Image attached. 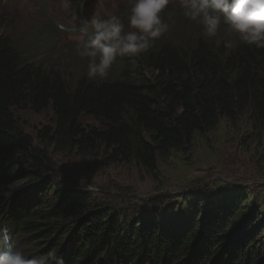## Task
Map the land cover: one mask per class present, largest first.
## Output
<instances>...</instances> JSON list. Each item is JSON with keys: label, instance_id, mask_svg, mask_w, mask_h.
Segmentation results:
<instances>
[{"label": "trees", "instance_id": "1", "mask_svg": "<svg viewBox=\"0 0 264 264\" xmlns=\"http://www.w3.org/2000/svg\"><path fill=\"white\" fill-rule=\"evenodd\" d=\"M181 17L147 54L117 57L107 81L84 74L74 86L0 32V229L25 254L56 249L63 264H264V204L235 189L165 192L123 217L53 176L48 150L157 173L221 118L264 131V49L215 46ZM24 109L52 111L37 142L19 126Z\"/></svg>", "mask_w": 264, "mask_h": 264}, {"label": "rangeland", "instance_id": "2", "mask_svg": "<svg viewBox=\"0 0 264 264\" xmlns=\"http://www.w3.org/2000/svg\"><path fill=\"white\" fill-rule=\"evenodd\" d=\"M85 3L89 6L84 7ZM128 3L130 0H73L71 12L65 13L61 0H0V32L9 36L26 56L42 61L44 69L53 70L61 80L74 86L87 72V58H81L76 51L77 43L85 38L79 31L82 22L93 16L106 19L117 15L127 25ZM161 15L169 25H176L174 20L178 25L183 14L177 0H172ZM191 22L187 19V28ZM58 23L74 30H61ZM193 24L201 34L200 26ZM229 38L222 26L217 37L204 39L219 46ZM16 116L19 126L35 142L36 130L53 117L50 109L40 114L24 109ZM82 122L95 123L87 117ZM48 151L53 176L61 185H72L71 190L79 195L92 194L98 203L115 210L114 215L130 217L141 212V204L156 195L179 194L186 189L199 191L202 185L211 190L235 189L242 196L264 204V131L250 126L244 118L237 122L221 118L212 131L196 137L186 151L161 159L157 173L146 171L134 161H108L76 151ZM169 216L172 227L182 226L175 211L169 210ZM0 227H5L4 220L0 221ZM46 247L41 243L37 249ZM39 254L38 251L26 253L28 256Z\"/></svg>", "mask_w": 264, "mask_h": 264}, {"label": "clouds", "instance_id": "3", "mask_svg": "<svg viewBox=\"0 0 264 264\" xmlns=\"http://www.w3.org/2000/svg\"><path fill=\"white\" fill-rule=\"evenodd\" d=\"M172 0H130L127 25L117 15L106 19L93 16L82 22L79 31L84 39L76 51L87 58L86 76L90 81H107L117 57L139 58L170 28L162 13ZM185 18L201 28V35L211 40L222 26L232 39L225 47L233 50L240 43L264 49V0H177ZM73 0H61L65 13L72 10ZM61 30H74L58 23ZM89 29L91 31L89 32ZM0 264H63L56 249L39 255H26L6 229H0Z\"/></svg>", "mask_w": 264, "mask_h": 264}, {"label": "water", "instance_id": "4", "mask_svg": "<svg viewBox=\"0 0 264 264\" xmlns=\"http://www.w3.org/2000/svg\"><path fill=\"white\" fill-rule=\"evenodd\" d=\"M87 6H89V3H85V4H84V7H87Z\"/></svg>", "mask_w": 264, "mask_h": 264}]
</instances>
